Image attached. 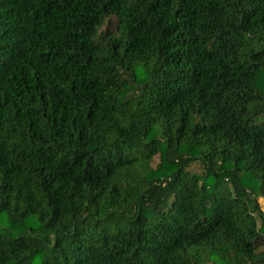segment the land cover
I'll use <instances>...</instances> for the list:
<instances>
[{"label": "trees", "instance_id": "1", "mask_svg": "<svg viewBox=\"0 0 264 264\" xmlns=\"http://www.w3.org/2000/svg\"><path fill=\"white\" fill-rule=\"evenodd\" d=\"M261 199L264 0H0V264H264Z\"/></svg>", "mask_w": 264, "mask_h": 264}, {"label": "rangeland", "instance_id": "2", "mask_svg": "<svg viewBox=\"0 0 264 264\" xmlns=\"http://www.w3.org/2000/svg\"><path fill=\"white\" fill-rule=\"evenodd\" d=\"M158 160H159V158L156 159V163L158 162ZM260 204H261L262 208L264 209V199L260 200Z\"/></svg>", "mask_w": 264, "mask_h": 264}]
</instances>
